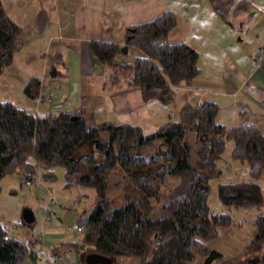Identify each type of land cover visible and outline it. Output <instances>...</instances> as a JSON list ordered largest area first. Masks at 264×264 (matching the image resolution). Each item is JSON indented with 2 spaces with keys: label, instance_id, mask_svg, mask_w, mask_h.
<instances>
[{
  "label": "trees",
  "instance_id": "1",
  "mask_svg": "<svg viewBox=\"0 0 264 264\" xmlns=\"http://www.w3.org/2000/svg\"><path fill=\"white\" fill-rule=\"evenodd\" d=\"M209 2L228 24L232 13L246 9L242 0ZM176 22L175 13L165 10L125 28V43L139 51L132 60L131 82L145 102L169 105L177 87L192 84L200 73L197 50L167 39ZM20 31L0 0V75L22 47ZM121 46L92 39L88 50L99 63L111 65ZM50 75L55 76L53 66ZM40 88V78L31 76L23 93L36 99ZM218 110L212 100L186 102L177 119L146 132L130 122L90 124L83 108L41 116L0 99V179L16 172L21 182L33 183L37 176L54 182L55 168L62 167L63 188L94 189L95 205L75 218L81 234L52 245L54 256L76 253L83 264L91 252L109 257L112 264H264V192L258 182L264 169V134L252 123L218 122ZM191 132L196 133L193 152L185 140ZM228 141L231 159L245 164L248 176L217 183V198L226 207L217 211L208 203L210 181L222 176L219 161L224 159ZM116 167L123 176L114 194L108 195ZM167 177L178 182L169 183ZM155 208L165 213L154 215ZM232 208L249 215L236 220L229 211ZM248 219L253 228L237 254L227 256L207 246L222 230H241ZM37 242L10 235L0 223V264H23L26 258L35 261ZM119 258L127 261L119 262Z\"/></svg>",
  "mask_w": 264,
  "mask_h": 264
},
{
  "label": "crops",
  "instance_id": "2",
  "mask_svg": "<svg viewBox=\"0 0 264 264\" xmlns=\"http://www.w3.org/2000/svg\"><path fill=\"white\" fill-rule=\"evenodd\" d=\"M242 1L246 9L230 13L228 24L214 11L209 0H1L8 15L21 27L19 37L23 44L14 54L13 63L0 75V91H5L0 99L13 101L12 91H23L28 78L37 76L41 79V90L50 92L52 99L38 104L23 94L17 101L29 112L38 115L41 112V116L58 110L83 108L90 124L130 122L141 125L148 132L157 122L160 125L168 119H177L186 102L198 104L208 99L219 106L218 122L226 125L252 123L264 134V59L257 62L253 55L264 46V0ZM165 10H172L177 19L168 33V41L186 42L196 49L200 68L192 84L177 87L178 93L169 105L156 100L143 101L140 89L131 82L132 60L138 54L134 51L136 54L130 55L134 46H130L128 54H118L111 65L99 63L88 50L92 39L125 45L126 27L150 20ZM19 52H24V62H18L16 54ZM69 54H74L73 68L81 69L83 74L79 80L74 79L73 84L71 69L64 62V56ZM75 54L80 55L79 59ZM85 63L90 65L87 72H84ZM19 66L28 71L23 77L17 73ZM51 66L55 76L50 75ZM70 91L80 92L70 97ZM231 147L232 144L227 149L229 157ZM238 173L243 175L241 179L247 178V166L242 163L230 166L225 178L239 180ZM258 182L264 192V169ZM47 183L52 182L40 179L39 190L50 191ZM51 198L55 203L47 212H54L57 205L55 198ZM60 206L66 207L62 203ZM229 211L236 220L249 215L244 209ZM33 224L24 225L25 229L17 238L37 239L38 258L35 261L26 258L23 264L81 261L76 253L54 256L50 251L52 245L68 239L64 238L66 235H80L76 228L71 231L62 225H52L35 234ZM245 226L251 230L252 221L248 219ZM239 229L222 230L207 242V246L225 255L237 254L243 245L237 238ZM216 240L219 241L215 243Z\"/></svg>",
  "mask_w": 264,
  "mask_h": 264
},
{
  "label": "rangeland",
  "instance_id": "3",
  "mask_svg": "<svg viewBox=\"0 0 264 264\" xmlns=\"http://www.w3.org/2000/svg\"><path fill=\"white\" fill-rule=\"evenodd\" d=\"M23 1V0H22ZM245 2V1H243ZM21 3V2H20ZM118 7L121 6V3L117 5ZM41 41H43L41 39ZM41 41L38 42L41 44ZM121 45V44H120ZM127 46V50L130 49V46L128 44H125ZM123 46V45H122ZM121 46V47H122ZM264 47V46H261ZM259 47V48H261ZM259 48L254 52L256 53ZM134 50L130 51V55L133 56L134 51H138L136 47H133ZM24 52H19L16 54V58L19 63L24 62L23 54ZM254 55V54H253ZM79 54L75 57L79 59ZM38 60V59H37ZM74 54H69L67 56H64V62L67 67L71 69V84L75 83L76 80L80 79V75L83 76L80 71L77 70V68H73L74 64ZM78 67V65H76ZM80 67V65H79ZM86 68V69H85ZM84 72H87L90 70L89 63H85ZM28 71L22 69L19 66L18 75L20 77H23ZM76 79V80H74ZM25 84V83H24ZM40 87H41V79H40ZM23 90V88H22ZM41 90V88H40ZM40 96H38L36 99V102L39 104L40 102H48V100L44 99L45 93L50 92H44L41 90ZM5 91H0V98L3 97ZM80 91H70V97L74 93H78ZM13 96V102L20 105L19 101L22 95L24 94L23 91H12ZM51 94V93H50ZM9 98V97H8ZM11 98V97H10ZM43 98V99H42ZM37 99H39L37 101ZM52 99V95H51ZM12 100V99H9ZM42 114L39 112V115ZM158 125V122L156 125H153L149 129L155 128V126ZM148 129V130H149ZM185 140L188 141L191 144V152L195 151V140H196V133L191 132L188 135L185 136ZM232 144L231 141H228L226 143V152L224 153V159L219 161V165L223 168L222 176L218 179H212L210 181V193L208 197V203L212 210L217 211H225L226 207L225 205L221 204L220 201L217 198V190L216 185L221 180H231L225 178L226 170L230 166H238L240 165V162L233 161L229 157V152H227V149L229 148V145ZM227 165V166H226ZM55 174H56V180L52 183H47V185L50 186V191L47 189L39 190L40 186V179L39 176L36 177L35 181L32 184H25L24 182H20V175L18 173H11L7 174L3 179H0V223L6 228L8 233L12 236L18 237L21 235L22 229H25L24 225H21L19 222L22 220V211L25 208H30L33 211L34 214V226L32 227V231L37 234L40 232H44V228L52 225H59L68 228L69 230H73L75 228V216L78 212L85 210H90L95 205V191L93 188L90 187H81L77 186L71 189H65L63 188V168L62 167H56L55 168ZM123 176V172L119 167H116L113 169L111 173V179L107 188V194L112 195L114 194L116 190V186L118 185L119 181L121 180ZM243 175L241 173L237 174V178L241 179ZM225 178V179H224ZM166 181L169 183H177L178 178L174 177H167ZM46 185V184H45ZM55 198L57 205L54 207V212H47L48 205L46 206L47 202L49 201V198ZM60 203L63 205H66V207H61ZM64 209V210H63ZM165 213L164 209H157L155 208L153 211L154 215H162ZM245 225V224H244ZM246 226H243L241 230H235L238 232L237 238L239 239V242H245V236L248 233V228H245ZM81 233V232H80ZM222 235V234H221ZM74 237L73 235H66L64 238H71ZM47 238V237H46ZM47 240H52L47 238ZM219 240H216L215 243H217ZM227 253L229 251L225 250ZM230 254V253H229ZM229 256V255H227ZM119 262L127 261L125 258H119ZM70 262H76L74 260H68ZM83 261H80L79 263H82Z\"/></svg>",
  "mask_w": 264,
  "mask_h": 264
},
{
  "label": "water",
  "instance_id": "4",
  "mask_svg": "<svg viewBox=\"0 0 264 264\" xmlns=\"http://www.w3.org/2000/svg\"><path fill=\"white\" fill-rule=\"evenodd\" d=\"M122 53H127V46L123 45L121 47ZM22 221L27 225L30 226L34 222V214L30 208H25L22 211ZM84 262L86 264H112V260L104 255L91 252L85 255Z\"/></svg>",
  "mask_w": 264,
  "mask_h": 264
},
{
  "label": "built area",
  "instance_id": "5",
  "mask_svg": "<svg viewBox=\"0 0 264 264\" xmlns=\"http://www.w3.org/2000/svg\"><path fill=\"white\" fill-rule=\"evenodd\" d=\"M254 57L256 58L257 62H259L262 59H264V47L259 48V50L256 53H254ZM43 97H44L45 100H48V101L51 100V94L50 93H45ZM38 100L39 99H37V101ZM24 183L25 184H30L31 182L30 181H25ZM53 204H54V200L52 198H49L48 206H51ZM79 231H81V228H79ZM56 264H81V263H79V262H70L68 260H62V261L56 262Z\"/></svg>",
  "mask_w": 264,
  "mask_h": 264
}]
</instances>
